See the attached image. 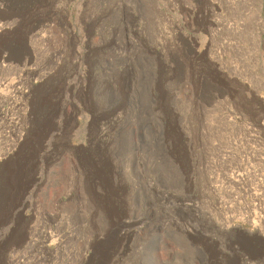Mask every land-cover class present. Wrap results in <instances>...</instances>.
Masks as SVG:
<instances>
[{"label":"rangeland","instance_id":"1","mask_svg":"<svg viewBox=\"0 0 264 264\" xmlns=\"http://www.w3.org/2000/svg\"><path fill=\"white\" fill-rule=\"evenodd\" d=\"M150 61L172 87L174 115L155 114L185 138L174 181L151 156L115 155L147 108ZM100 252L104 264H264V0H0V264H98Z\"/></svg>","mask_w":264,"mask_h":264},{"label":"bare ground","instance_id":"2","mask_svg":"<svg viewBox=\"0 0 264 264\" xmlns=\"http://www.w3.org/2000/svg\"><path fill=\"white\" fill-rule=\"evenodd\" d=\"M183 60H185V58H183ZM184 63L186 64V79L190 80L196 73L193 72L192 66L189 62L184 61ZM201 78L202 77H200V80L197 81L199 87L202 85ZM146 79V100L148 101L147 108L145 110L140 109L138 111V122L127 125L124 132L119 137L117 148L115 151L116 159H119V161L121 162L124 161L125 158L133 156L134 154L148 155V157L151 156V160L154 163L158 161V166L155 164L158 180L162 182L161 180H163L166 176V180L174 181L178 176V172H182L180 167L181 154L178 151V144L183 142L185 138L181 134L178 126L171 128L170 132H168L167 128L164 126L163 121H161V119L155 114L156 108H160L165 118L172 117L174 115V112H172V110L166 109L168 105L170 106L169 102L172 96V87L165 84L163 67H161V70H159L158 63L156 61H153V63L152 61L149 62L148 74L146 75ZM195 105L199 106L198 103H196ZM128 107H130V105H128ZM195 110V117L199 116L200 113L198 108ZM130 111L132 112V110ZM144 117L147 120V125L142 128L141 120ZM151 122L153 126H151ZM84 164L92 168L91 161L85 159ZM72 174L75 178L74 185L78 188L79 198L83 201L84 204L83 208H87L89 213L93 214L95 206L92 203L89 195L85 191L83 175L80 173V171H78V169H72ZM97 179H99L98 175ZM120 184L121 183L118 182L116 183V190L121 189L117 186ZM5 191L7 192V190ZM101 192V188L96 187V189H92L91 193L94 199L97 200L99 204H101ZM97 211V223L100 224L102 218L104 220H106V218L104 217L101 210L97 209ZM104 254V252H100L98 264L105 263ZM200 260L201 262L203 261L202 258H200Z\"/></svg>","mask_w":264,"mask_h":264}]
</instances>
